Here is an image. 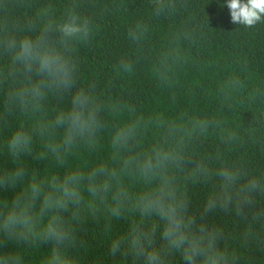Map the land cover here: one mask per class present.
<instances>
[{
    "label": "trees",
    "instance_id": "obj_1",
    "mask_svg": "<svg viewBox=\"0 0 264 264\" xmlns=\"http://www.w3.org/2000/svg\"><path fill=\"white\" fill-rule=\"evenodd\" d=\"M0 264H264V0H0Z\"/></svg>",
    "mask_w": 264,
    "mask_h": 264
}]
</instances>
